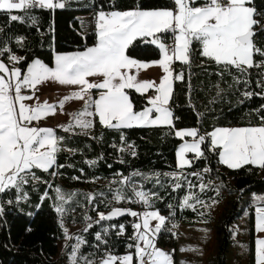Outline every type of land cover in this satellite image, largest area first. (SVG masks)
I'll return each mask as SVG.
<instances>
[{
  "label": "trees",
  "instance_id": "trees-1",
  "mask_svg": "<svg viewBox=\"0 0 264 264\" xmlns=\"http://www.w3.org/2000/svg\"><path fill=\"white\" fill-rule=\"evenodd\" d=\"M201 1L196 0V3ZM87 3L89 7L100 9L136 8L137 5L140 9L173 7L172 0H88ZM251 5L260 13L254 15L260 24L253 26L256 33L253 42L264 50V0H252ZM13 14L23 16V21H11L10 15ZM53 19L52 9L37 7L26 13L0 11V48L10 49L0 57L6 59L12 52L19 53L23 58L18 64L22 72L35 57L51 64ZM163 34H170L173 38L172 33ZM148 40L151 37L137 38L127 54L139 59L159 57L161 50ZM253 60L255 65L264 57L254 54ZM173 72L175 76L183 73L184 78L174 79L169 102L173 111L171 125L113 129L94 119V127L87 133L55 128L56 135L63 140L54 169L48 172L33 169L38 180L29 178L22 191L13 188L0 193V208L3 209L0 213V264H62L59 241L65 236L64 225L69 223H78L83 228L79 234L84 242L78 249L76 264H88V258L91 264H100V258L107 253L126 252H132L134 264L135 247H128L136 243L131 215L111 220L98 217L99 211L115 208L114 197L118 190L124 193L125 199L117 206L129 210L148 208L143 203L132 202L135 198L125 177H130L136 190L152 194L151 208L164 215L167 223H211L214 219L212 203L228 199L229 208L215 227L219 240L214 264H226L232 239L231 225L242 213L239 207L242 196L264 192V169L252 165L230 169L220 163L217 150L210 148L208 132L220 125L261 124L264 110H257L264 105V87L260 86L264 85V66H253L247 69V73H241L232 66L225 67L204 57L200 43L193 41L190 63L174 60ZM127 92L135 110L148 104L146 93L128 89ZM245 92L254 94L247 97ZM180 127H196L198 134L205 136L201 144L204 157L192 158L191 166L183 168L176 162V148L182 138L175 135V129ZM205 168L210 171L205 172ZM53 171L56 175H52ZM169 173L178 174L179 181L166 175ZM215 179L222 188L212 182ZM177 182L181 185L179 188ZM201 184L205 185L203 190ZM57 188L64 195V201L59 199ZM188 195L193 197L189 203L194 208L183 205ZM57 206L63 207V213L56 211ZM120 225L124 226L122 234ZM97 234L101 240L96 239ZM168 234L171 232L160 230L157 243L175 246V237L172 235L171 241H167ZM247 241L246 264H254L252 207L248 211Z\"/></svg>",
  "mask_w": 264,
  "mask_h": 264
},
{
  "label": "snow or ice",
  "instance_id": "snow-or-ice-1",
  "mask_svg": "<svg viewBox=\"0 0 264 264\" xmlns=\"http://www.w3.org/2000/svg\"><path fill=\"white\" fill-rule=\"evenodd\" d=\"M66 0H0V11L11 13L13 10L27 12L32 8L63 9ZM252 0H204L201 6H195L196 0H172L174 10H142L136 8L125 11H112L105 13L100 11L97 17L98 43L88 47L85 51L71 54H58L55 56V66L49 67L40 60H35L28 68L27 74L22 76L19 68H9L0 61V193L6 190L16 189L22 191V186L28 183L29 178L38 180L33 169L48 172L56 166L57 153L61 151L60 143L63 137H58L56 131L50 127H30L33 121H40L48 115H54L56 105L45 102L34 106L25 104L24 101L33 100L37 86L47 81H55L60 85H76L79 91H74L65 96L59 107L63 108L65 102L73 99H85L89 97L83 110L72 114V122L63 126L64 131H70L74 127L91 129L94 127L92 119L84 117L98 116L99 122L108 128L120 129L144 125H171L172 112L165 107L169 103L172 93L173 70L171 62L180 61L190 63L191 45L193 41L201 44V54L217 64L225 67L232 66L241 73H247V69L253 66H264V60L255 62L254 54L264 57V50L253 42L256 33L254 25L260 21L254 19L257 13L254 6H246ZM23 16L10 15L11 21H23ZM33 23L35 18H31ZM264 27V26H262ZM173 34V43L169 47L158 34ZM152 37L148 43L156 44L162 51L163 58L151 62H141L127 54L129 46L137 38ZM10 51L0 48V55ZM15 55L10 56L11 61H18ZM160 66L165 75L157 85L153 80H139L140 70H146L151 66ZM136 69L135 73L131 70ZM89 77H102L96 82L89 81ZM183 73L175 76V79H183ZM264 87V85H260ZM155 89L157 95L151 97L148 103L151 107L143 110H134V105L128 90H135L143 94L148 89ZM22 89H30L33 95L22 94ZM92 89L102 90L98 99H92L89 93ZM254 93L245 92L251 97ZM260 95V93H256ZM94 106V111L90 110ZM260 110H264V105ZM155 111L159 115L151 118ZM259 126L242 128H217L210 134L209 145L217 150L220 162L230 169H239L245 165H252L264 169V117H260ZM177 137H192L193 142H183L178 150V167L191 166L192 161L186 159L187 153H194L195 158L204 157L201 144L205 136L198 134L197 129L177 131ZM123 150V149H121ZM95 163V161H89ZM205 172L210 169L205 168ZM199 176V173H194ZM52 175H56L55 171ZM133 175H140L133 173ZM179 181V175L169 173ZM129 181L130 190L135 199L134 203H143L148 208L151 193L137 191ZM181 185L177 182L176 187ZM205 185L201 184L203 190ZM59 199L64 201V195L59 188L56 189ZM26 195V194H25ZM116 200L125 199L121 191H117ZM191 195L185 196L183 205L194 208L189 200ZM11 203V201H9ZM202 203V201H200ZM3 209L0 208V213ZM56 211L63 213L62 206H57ZM141 216L142 223H135L137 230L133 239L135 245L129 244V248L135 247L137 264H173L172 255L157 248L155 236L164 226L166 217L158 211H145L137 213L131 210L114 209L110 214H99L100 220H111L120 215ZM256 231L264 232V207L256 208ZM158 223L151 227L150 221ZM98 222V221H97ZM120 225V233L123 232ZM107 232V229H105ZM71 239L72 237L67 235ZM77 244L72 247V260L76 264V253L79 245L83 243L81 237L75 238ZM97 240L101 236L97 234ZM141 242L143 247H141ZM257 264H264V238L257 241ZM194 250L191 247L181 251ZM133 255L115 256L106 254L101 264H132ZM91 264V262H89Z\"/></svg>",
  "mask_w": 264,
  "mask_h": 264
},
{
  "label": "crops",
  "instance_id": "crops-1",
  "mask_svg": "<svg viewBox=\"0 0 264 264\" xmlns=\"http://www.w3.org/2000/svg\"><path fill=\"white\" fill-rule=\"evenodd\" d=\"M76 1V3H73ZM88 0H66L65 2V7L68 8H57L54 10V19H53V62L51 64L46 63L40 58H33L31 59L26 67L25 70L22 73L23 75L27 74V68L35 61V60H40L42 63L48 65L49 67H54L55 66V56L58 54H71L75 52H80V51H85L88 47L94 46L96 43H98V36H97V17L98 13L100 11H104L105 13H109L112 11H125V10H131L134 8H124V9H100V8H92L88 6L87 3ZM56 2V1H55ZM72 4V5H71ZM174 10L173 7H162V8H142V10ZM152 39V37H151ZM156 45V44H155ZM157 46V45H156ZM15 55L18 58H21V55L17 52H12L7 55L6 59H2L0 57V61H3L10 69L13 67L19 68V60L18 61H11L10 56ZM130 56V55H129ZM134 59H137L141 62H146V63H151L158 61L163 58L162 51L157 58L153 59H139L133 56H130ZM174 61V60H173ZM173 61L171 62V68L173 70ZM21 70V69H20ZM132 73L136 72V69L131 70ZM165 75L163 72L162 67L160 66H151L147 68L146 70H140L138 79L143 81V80H153L156 82L158 85L161 82V78ZM89 81L91 82H96L98 80H101L102 77H89ZM172 93H173V85H174V79L175 75L173 72L172 76ZM79 86L76 85H60L59 83L55 81H47L42 83L41 85L37 86V90L34 93V99L33 100H27L24 101L25 104L28 105H36V104H44L47 102L48 104L51 105H56V111L54 115H48L45 118L41 119L40 121H34L38 123L40 126L39 127H50L55 129L56 127H60V120L61 116H59L60 112V107L59 104L63 100L65 96L70 95L74 91H79ZM102 90L99 89H92L89 94H91L92 99H98L99 95ZM127 91V89H126ZM146 98L149 101L151 97H154L157 95L155 89H148L146 92ZM171 93V96H172ZM22 94L25 95H33L32 90L26 89L22 90ZM171 96L169 99V102L171 100ZM145 107H151V105L148 103L145 105L143 108L136 110L140 111L143 110ZM167 107L171 112H172V117L171 120L173 122V111L169 105V103L165 106ZM94 111V106L92 109ZM135 110V109H134ZM68 112V111H67ZM66 114V111H65ZM158 113L153 111L151 113V118H155ZM93 119H97L99 121L98 116L93 117ZM94 122V121H93ZM258 125H220L212 128L208 134H210L217 128H242V127H250V126H259ZM30 127H34L29 125ZM144 126H153V125H144ZM63 129V126H61ZM189 129H197L196 127H180L176 128L175 132L177 131H184V130H189ZM198 130V129H197ZM194 138L185 136L183 137L182 141L176 148V162L178 165V158H177V152L180 147V145L185 142V141H190ZM187 159L192 160V158L195 157L194 153H187ZM218 161L220 162L219 156H218ZM221 163V162H220ZM188 166V165H185ZM184 166V167H185ZM246 197V200L252 201L250 204L253 208L254 211V264H257V239L258 238H264V232L258 233L256 231V223H257V216H256V208L257 207H264V192L263 193H248L243 195ZM249 208V207H248ZM139 210L138 213H143L145 211H154L152 208H140L137 209ZM158 211V210H155ZM249 209H247V212L242 210L243 213L241 217H245V213L248 214ZM159 212V211H158ZM160 213V212H159ZM160 215H162L160 213ZM164 216V215H162ZM248 216V215H247ZM138 218V216L136 217ZM140 221L142 223V217L139 216ZM133 219H135L133 217ZM167 220V219H166ZM138 221V222H140ZM133 222L136 223V220H133ZM158 222L156 220L150 221L151 227L155 226V223ZM168 222H170V219H168ZM173 227H175V232H174V237H175V246L174 248V255H173V261L174 264H209L207 261V254L205 251H202L198 256H190L194 250H195V245L196 244H203L206 239L208 238H203L201 235H197L194 233H186V232H177V227L180 229H187L188 225H184L181 228V225L183 224L182 222H170ZM245 223V222H243ZM187 224V223H186ZM210 223H194L193 225H196V227H202V228H210L209 227ZM233 227V223L231 225ZM213 229V228H212ZM212 233L214 235V229L212 230ZM212 233L210 232V237H212ZM185 239V240H184ZM186 241V242H183ZM155 244L159 245L155 239ZM186 245V247L184 246ZM143 247V246H141ZM191 247L194 250L187 251L188 254L185 251H181V249H187ZM200 252V251H199ZM110 254V253H109ZM116 254V253H115ZM127 254H132V252H126V253H121L117 254L118 255H127ZM112 255V253H111ZM119 257V256H118ZM101 264V261H100ZM137 264V257L135 255V263ZM145 264H148L147 260L145 261Z\"/></svg>",
  "mask_w": 264,
  "mask_h": 264
},
{
  "label": "rangeland",
  "instance_id": "rangeland-1",
  "mask_svg": "<svg viewBox=\"0 0 264 264\" xmlns=\"http://www.w3.org/2000/svg\"><path fill=\"white\" fill-rule=\"evenodd\" d=\"M56 0H53V2L55 3ZM204 0L196 3L195 6H201L203 4ZM246 6H252L251 4L246 5ZM254 18V17H253ZM255 19V18H254ZM201 45V44H200ZM89 96L91 97V94H89ZM89 99V97H85V99L81 100V99H73L69 102H65L64 107L60 109L59 112V116H61V120H60V127L61 126H67L70 122H72V114L76 113L78 111L83 110L85 103L87 102V100ZM66 111V114H65ZM68 111V112H67ZM84 119H93V117H84ZM90 129H80L79 127H74L72 130H70V132H84L87 133L89 132ZM188 143H192L193 139L190 141H187ZM179 150V149H178ZM187 154H186V159H187ZM177 158H178V152H177ZM212 182L216 183L219 188H222L221 183L218 182L217 179L213 180ZM140 191V190H137ZM226 192V190H225ZM189 196V195H188ZM120 201V200H119ZM118 200H116V205L115 208H118ZM252 203V201L246 200V197L242 196V201L239 204L240 210H244L245 212H247V209L251 208L252 206L250 205ZM249 207V208H248ZM229 208V201L228 199L224 198L222 200L219 201H214L212 203V213H213V222H211L209 224L208 229L206 228H202V227H196V225L193 224H186L183 223L181 225H188L187 229H180L179 227H177V232H186V233H194L197 235H201L203 236V238H208L206 239V241L203 244H196L195 245V250L194 252L190 255V256H198L202 251H205L207 254V261L209 264H214L215 263V254H216V248H217V244H218V240H219V236L216 232L215 227L217 226L219 220L224 216V214L226 213L227 209ZM140 208H131V211H135V212H139ZM129 210V209H128ZM156 209H154L155 211ZM108 211V210H107ZM107 211H99L98 212V217L100 213H104L105 215H107ZM243 213V212H242ZM160 214V213H159ZM245 217H241L242 214H240L238 217L235 218V220L233 221V227L232 228V239L231 242L229 244V249L228 252L226 254V264H246V260H247V250H248V244H247V218H248V214L245 213ZM135 219H133V216H131L130 222L132 225L135 224V222H133V220H136V223H141L140 218L138 216V218L134 217ZM140 221V222H138ZM245 222V223H243ZM158 222L155 223V225ZM64 228L67 230V235L72 237L71 239L65 236L60 239L59 241V253L62 256V264H73V260H72V247L74 245L77 244V240L75 239L77 236L80 237L79 231L82 230V225L78 224V223H69V224H65ZM134 228V227H133ZM214 229V235L212 233V230ZM165 230V231H170L171 234L167 235V241H171L172 239V235L174 236V232H175V227H173V225L171 223H167L165 221L164 226L161 227V230ZM136 229L134 228V232L136 233ZM210 232L212 233V237H210ZM155 239L157 241V234L155 236ZM185 240V239H184ZM186 242V241H183ZM142 246V245H141ZM184 246L186 247V245L184 244ZM80 247V245H79ZM156 247L165 251L164 246L161 245H157ZM200 251V252H199ZM187 254L188 252L185 251ZM78 253V251H77ZM76 253V256H77ZM112 255L117 256V253H112ZM118 256H122V255H118ZM124 256V255H123ZM105 256H103L102 258H100V261L104 258ZM173 257V255H172ZM81 258H84V255L81 256ZM86 262L89 264V262H91L90 258L86 259ZM174 264V261H173Z\"/></svg>",
  "mask_w": 264,
  "mask_h": 264
},
{
  "label": "built area",
  "instance_id": "built-area-1",
  "mask_svg": "<svg viewBox=\"0 0 264 264\" xmlns=\"http://www.w3.org/2000/svg\"><path fill=\"white\" fill-rule=\"evenodd\" d=\"M161 38L163 39L164 43L166 45H168L169 47L172 45V43H173L172 35H170V34H163L161 36ZM22 90H26V89H22ZM31 126L39 127L40 125L38 123H36V122L33 121L32 124H31ZM131 148H133V145H131ZM141 245L143 246V243L142 242H141ZM164 249H165V252H167V253H169L171 255L174 253V248H173L172 245H166V246H164Z\"/></svg>",
  "mask_w": 264,
  "mask_h": 264
},
{
  "label": "water",
  "instance_id": "water-1",
  "mask_svg": "<svg viewBox=\"0 0 264 264\" xmlns=\"http://www.w3.org/2000/svg\"><path fill=\"white\" fill-rule=\"evenodd\" d=\"M114 209H124V210H128V209H126V208H122V207L111 208V209H109V210L107 211V215L110 214ZM121 216H123V215H120V216L114 217L113 219H118V218H120ZM154 227H155V226H154ZM154 227H153V228H154ZM157 234H158V233H157ZM107 254H109V253H107Z\"/></svg>",
  "mask_w": 264,
  "mask_h": 264
}]
</instances>
